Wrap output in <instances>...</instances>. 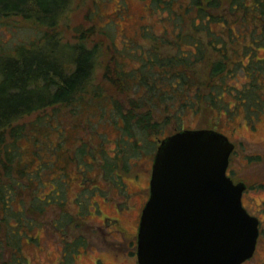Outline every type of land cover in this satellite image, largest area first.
<instances>
[{"label": "trees", "instance_id": "16d2710c", "mask_svg": "<svg viewBox=\"0 0 264 264\" xmlns=\"http://www.w3.org/2000/svg\"><path fill=\"white\" fill-rule=\"evenodd\" d=\"M90 1L87 18L94 17L96 21L102 16L98 7L101 0ZM143 1L160 15L159 28L142 24L139 36L143 41L134 40L130 48H117L112 25L107 21L99 24L96 33L101 37L90 46L86 42L95 31L92 25H75L79 36L75 43H63L71 49L64 60L50 62L36 57L11 60L4 67L0 63V264H27L23 242H35L31 228L38 224V217L52 200L51 196L36 199L33 195L25 206L26 182L33 180L32 184L38 185L41 174L37 171L33 178L25 177L29 161H25L19 141L33 137L36 148L40 143H36L33 129L26 130V125L18 122L23 116L47 106L86 107L94 98H106L99 92L105 82L116 98L132 93L123 103L112 101L119 136L114 154L101 159L105 176L120 184L113 167L119 162L127 166L128 158L139 153L154 154L159 138L185 128L180 124L187 112L231 114L242 106L258 113L264 106V89L259 90L264 86V56L254 54L255 46L264 44V0ZM71 3L72 0H0V22L14 18L29 23L33 36L26 43L28 48L39 51L42 43L49 45L48 41H52L54 50L62 44L57 27L67 20ZM125 9V2L120 0L116 16H122ZM244 37L250 43L242 44ZM23 46L16 44L5 51L15 54ZM5 51L0 48V53ZM95 64L102 68L100 84L92 81ZM241 73L247 77L241 86L230 82L239 80ZM229 98L235 100L233 108ZM85 142L65 154L81 167L83 156L93 154ZM46 149L58 156L63 151L62 142L46 145ZM39 154L33 149V157ZM42 161L44 167L55 166L59 160ZM57 198L61 199L57 196L53 201L60 204L62 200Z\"/></svg>", "mask_w": 264, "mask_h": 264}, {"label": "rangeland", "instance_id": "374dc122", "mask_svg": "<svg viewBox=\"0 0 264 264\" xmlns=\"http://www.w3.org/2000/svg\"><path fill=\"white\" fill-rule=\"evenodd\" d=\"M123 1L126 9L122 16L115 14L120 0H101L100 3L98 1L102 16L96 17L95 21L94 17L87 18L86 12L91 7L90 0H72L67 20L57 27L62 44L55 48V51L52 49V41H48L49 45L42 43L39 51L28 48L26 43L33 36L29 23L15 21L14 18L3 20L0 22V48L5 51L16 44L25 46L15 54L6 51L0 53V63L4 67V64L9 65L11 60H35L36 57H44L50 62L55 59L64 60L71 49L66 48L63 43H75L79 36L74 29L75 25L84 28L92 25L95 31L92 39L86 42L90 46L98 42L97 37H101L96 33L99 24L107 21L112 25L113 42L117 48L124 50L126 47H132L134 40L143 41L139 36L140 26L144 23L153 24L157 30L160 15L153 12L146 5V1ZM245 43H250V40L244 37L242 44ZM255 47V56H264V44L259 42ZM123 59L130 62L128 56ZM94 68L92 81L100 84L102 68L97 64ZM246 78L241 73L239 80L230 82L241 86ZM100 88V95L106 98H94L93 101H88L89 105L86 107L79 104L47 106L23 116L18 121L26 125V130L33 129L36 143H40V148H36L33 145V137L32 140L23 137L19 141L25 161H29L24 168L27 172L25 177L33 178V173L37 171L41 174L38 185H33V180L26 182L27 188L23 190L25 206L30 204L33 195L36 199L52 197L44 213L38 217V224L31 228L35 242H23L22 251L27 264H108V261L114 264L123 260L128 264H138L136 255L131 252L135 247L130 245L134 238L132 227L135 213L149 194L153 154L139 153L128 158L130 161L127 166L119 162L113 167V172L119 175L120 184L105 176L101 159L114 154L119 136V129L113 122L116 115L111 108L112 101L117 99L118 103H123L127 95L132 93L128 92L116 98L108 83L105 82L104 88ZM260 89H264V86ZM263 93L262 90L261 94ZM228 103L233 108L235 100L229 98ZM180 126L215 128L228 135L235 143L230 155L231 166L235 170L233 178L241 179L248 188L251 187L244 195L243 202L251 212L257 213L258 204L264 198V188L259 186L260 182L264 181V106L258 113H255L252 107L246 109L242 106L231 114L222 111L213 115L207 110L198 113L187 112ZM170 127L169 125L164 132L168 133ZM82 141H86L87 148L93 153L82 155L85 157L81 160L84 163L82 167L86 169L65 156L67 151L73 152ZM60 142L63 151L58 156L54 155L52 150L46 149V145H56ZM33 149L39 150L40 154L33 157ZM56 158L59 160L57 165L41 167L44 165L42 160ZM141 181L143 183H140ZM57 196L61 198H57L58 200H62L60 204L53 201ZM15 205L19 207L20 203L16 201ZM258 214L264 227V214ZM6 256H9V252ZM241 264H264V228L253 255Z\"/></svg>", "mask_w": 264, "mask_h": 264}, {"label": "water", "instance_id": "95a60500", "mask_svg": "<svg viewBox=\"0 0 264 264\" xmlns=\"http://www.w3.org/2000/svg\"><path fill=\"white\" fill-rule=\"evenodd\" d=\"M234 143L214 128H180L158 140L137 230L138 264H241L258 220L243 181L226 174Z\"/></svg>", "mask_w": 264, "mask_h": 264}, {"label": "flooded vegetation", "instance_id": "af4514ba", "mask_svg": "<svg viewBox=\"0 0 264 264\" xmlns=\"http://www.w3.org/2000/svg\"><path fill=\"white\" fill-rule=\"evenodd\" d=\"M234 150V149H233ZM233 152V151H232ZM233 171H235L234 170V168L231 166V161H230V158H229V163H228V166H227V169H226V173H227V175H229L230 176V178L233 180V182H238V181H242L241 179H234L233 178ZM244 182V181H243ZM245 189L243 190V192H242V202H243V196L244 195H246L247 193H248V191H250L251 189V187H249L248 188V185L245 183ZM259 185V184H258ZM259 186H261L262 188H264V181H262V182H260V185ZM252 191H254L255 190V185H253L252 186ZM146 201V200H145ZM145 201H144V203H145ZM144 203L141 205V207L137 210V213H136V215H135V217H134V223H133V236H134V238H133V240L131 241V243H130V245H132V247L133 246H135L134 247V250H132L131 249V252H134V254L136 255V250H137V230H138V225H139V220H140V215H141V210H142V207H143V205H144ZM244 205V204H243ZM245 206V205H244ZM246 209H247V211L251 214V215H254L256 218H257V220H258V228H259V235H260V233H261V230L264 228L263 227V223H262V218H260L259 217V214L258 213H260V214H264V198L263 199H261V201H260V203L258 204V208L256 209V212L257 213H253V212H251L247 207H245ZM109 220L111 221L112 220V218H109ZM110 221H109V224H110ZM114 224V223H113ZM259 235H258V238H259ZM257 238V239H258ZM258 241V240H257ZM257 244V243H256ZM256 248V247H255ZM255 251V250H254ZM136 257H137V255H136ZM244 262V261H243Z\"/></svg>", "mask_w": 264, "mask_h": 264}, {"label": "bare ground", "instance_id": "6f19581e", "mask_svg": "<svg viewBox=\"0 0 264 264\" xmlns=\"http://www.w3.org/2000/svg\"><path fill=\"white\" fill-rule=\"evenodd\" d=\"M215 129V128H214ZM227 135V134H226ZM227 137H228V135H227ZM162 138V137H161ZM229 138V137H228ZM160 139V138H159ZM158 139V140H159ZM229 140L230 141H232L230 138H229ZM233 142V141H232ZM234 143V142H233ZM157 144H158V142H157ZM157 147V146H156ZM234 148H235V143H234ZM233 148V149H234ZM156 150V149H155ZM233 151V150H232ZM232 151H231V153H232ZM154 153H155V151H154ZM231 153H230V155H231ZM154 155V154H153ZM153 158V157H152ZM229 158H230V156H229ZM152 163V162H151ZM229 163V162H228ZM228 166V165H227ZM227 174V173H226ZM115 182V181H114ZM116 183V182H115ZM140 183H143L142 181L140 182ZM245 183V182H244ZM243 192V191H242ZM241 197H242V194H241ZM244 197V196H243ZM241 200H242V198H241ZM244 204V202H242V205ZM245 205V204H244ZM243 205V207L245 208L246 206H244ZM246 209V208H245ZM247 210V209H246ZM248 212V211H247ZM249 213V212H248ZM250 214V213H249ZM126 215H128V213L126 214ZM135 215H136V213H135ZM251 215V214H250ZM254 216V215H253ZM258 240V239H257ZM109 263L108 264H110V263H112L111 261H108ZM114 264H128L127 262H125L124 260L123 261H119V262H116V263H114Z\"/></svg>", "mask_w": 264, "mask_h": 264}]
</instances>
